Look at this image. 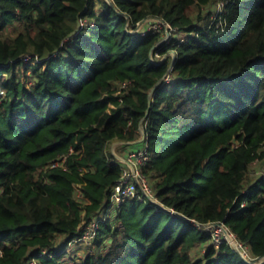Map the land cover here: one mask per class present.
<instances>
[{"label":"trees","instance_id":"obj_1","mask_svg":"<svg viewBox=\"0 0 264 264\" xmlns=\"http://www.w3.org/2000/svg\"><path fill=\"white\" fill-rule=\"evenodd\" d=\"M148 18L175 30L169 43L131 30ZM114 141L145 152L164 208L137 184L108 211L124 168ZM257 162L264 0H0V264H248L227 241L192 253L211 238L196 223L222 222L264 256ZM93 220L85 255L67 251Z\"/></svg>","mask_w":264,"mask_h":264},{"label":"built area","instance_id":"obj_2","mask_svg":"<svg viewBox=\"0 0 264 264\" xmlns=\"http://www.w3.org/2000/svg\"><path fill=\"white\" fill-rule=\"evenodd\" d=\"M156 22H153L152 26L149 27V25L142 31V33H145L147 30H158L157 25H159L157 22H160L163 26H169L171 29H173L168 23L164 22L160 18H155ZM160 27V25H159ZM170 37V36H169ZM175 52H173V55ZM126 84H122V87H125ZM66 156H62L59 159L53 160L49 165L50 167H58L62 166L65 162ZM128 160H132L131 164L129 166H126L123 168L122 175L118 179L117 183L113 187V192L111 193L110 201L111 205L119 206L122 201H124L127 198L133 197L137 195V188L136 185L139 184L141 187V193H139V200L143 201L145 199H149L150 201L156 203L158 206L164 208L156 198H152V190L151 186L148 182V180L140 173L139 168H137L136 164L139 166L146 160V155L144 151H138V152H129L128 153ZM136 162V163H135ZM135 163V164H134ZM259 171L258 173H260ZM264 170L262 171L263 174ZM170 212H174L173 210H169ZM200 228H203L204 230L210 232L211 234V241L212 244L215 247H218L221 243L224 241H227L232 249L236 251L242 259H244L248 264H264V261L258 258H253L250 256L249 250L247 246L243 245L241 242H239L235 235L222 223V222H209L205 225H200L196 223ZM97 229V222L96 220H93L89 222L85 229L83 234L78 240L87 241L95 236ZM44 253V252H42ZM40 253V256L43 254ZM259 261V262H258ZM25 264H38L37 258H32L28 260Z\"/></svg>","mask_w":264,"mask_h":264},{"label":"rangeland","instance_id":"obj_3","mask_svg":"<svg viewBox=\"0 0 264 264\" xmlns=\"http://www.w3.org/2000/svg\"><path fill=\"white\" fill-rule=\"evenodd\" d=\"M222 9V3L220 4H216L214 6H211V10L215 11V12H220ZM214 12V13H215ZM153 22H156V19L155 18H148L146 20H143L141 22L138 23V26L136 29H131L133 32H137L139 30H142L143 28V24L145 25H149L152 26ZM159 25H157V28L156 29H162L163 30V34H162V40H160V42H163L164 43H169L170 42V39L171 37L176 34L175 33V30L174 29H171L169 26H163L160 22H157ZM16 26L17 24H12L10 26H7L2 32V35L3 36H10V35H13L15 33V30H16ZM145 29V28H144ZM170 36V37H169ZM177 36L182 40V38L184 37V35L182 34H177ZM169 54L173 57V52H169ZM168 54V55H169ZM165 56H167V53H164L161 57H160V54H156L155 57H160V58H165ZM26 76L28 77L29 76V72L26 74ZM166 81L169 80V78L167 77L165 79ZM118 93V92H117ZM116 93V94H117ZM108 152L112 153L113 156L119 160L120 162H122V164H124V167L126 166V163H127V166H129V164H131L132 160H128V153H123V150H121L120 148V143L118 141H114L112 142L109 147H108ZM136 163V162H135ZM134 163V164H135ZM262 162H257L256 164L253 165L252 167V171H251V174L254 175L256 173H258L259 171L261 170H264V166H262ZM137 168H139V166L136 164ZM76 195L80 197V193L79 191H76ZM152 198H155L154 194H152ZM114 206L113 205H110V208H108V211L111 210ZM107 211V212H108ZM211 236V235H210ZM210 240V241H209ZM208 240V242L205 243V245H199L192 253L193 257H197L199 256L200 254H202L203 252H205V248L208 246V244H211L212 241H211V238ZM85 243L84 244H81L80 242H77L75 241L74 244H71V245H68L66 250L67 251H70V252H73V253H77L78 256H84L85 255V245H88L90 244V241L87 240V241H84ZM71 256L69 254L65 255L62 259V264H77L75 261L71 260L70 259ZM258 259H261L260 262L263 260L264 261V256L258 258ZM259 262V261H258Z\"/></svg>","mask_w":264,"mask_h":264},{"label":"water","instance_id":"obj_4","mask_svg":"<svg viewBox=\"0 0 264 264\" xmlns=\"http://www.w3.org/2000/svg\"><path fill=\"white\" fill-rule=\"evenodd\" d=\"M154 91V88L152 89V91L151 92H153Z\"/></svg>","mask_w":264,"mask_h":264}]
</instances>
